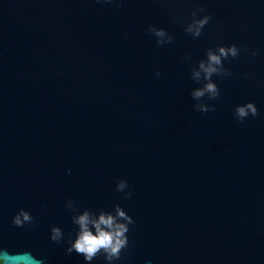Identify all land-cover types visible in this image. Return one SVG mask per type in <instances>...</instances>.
Masks as SVG:
<instances>
[{
	"label": "water",
	"instance_id": "1",
	"mask_svg": "<svg viewBox=\"0 0 264 264\" xmlns=\"http://www.w3.org/2000/svg\"><path fill=\"white\" fill-rule=\"evenodd\" d=\"M121 2L0 0V251L85 264L50 240L53 226L75 239L72 199L135 221L115 264H264V0ZM197 6L212 21L193 39L180 21ZM232 44L215 111L197 112L191 67ZM247 102L259 115L238 122ZM20 209L31 226L12 225Z\"/></svg>",
	"mask_w": 264,
	"mask_h": 264
},
{
	"label": "clouds",
	"instance_id": "2",
	"mask_svg": "<svg viewBox=\"0 0 264 264\" xmlns=\"http://www.w3.org/2000/svg\"><path fill=\"white\" fill-rule=\"evenodd\" d=\"M97 2L112 3L117 9L121 8V0H97ZM206 10L197 6L190 13V19H183L180 22L184 26V32L193 39L202 36L205 27L212 21L211 15L200 16ZM148 33L156 38L157 46L171 44L175 37L163 28H157L149 25ZM242 49L237 45L217 46L215 48L205 49V59L199 60L195 66L191 67V79L201 85L194 88L190 95L194 101L193 108L200 113L207 114L215 111V106L205 101H214L221 95L218 85L214 82L213 77L229 78L233 74L225 67V61L238 60ZM243 51L254 59L259 54L255 50L244 49ZM191 56H185V62L191 61ZM157 77L161 75L159 71L155 73ZM248 74H244V79ZM259 111L254 102H247L238 105L234 109V118L243 123L247 118H256ZM129 189L128 191H125ZM116 191L123 193V199H130L132 192L126 180L120 179L116 182ZM76 201L68 199L66 208L72 213L71 222L76 226L75 239L72 233L65 237L60 227L53 226L50 229V240L55 244H67L66 254L71 255L75 252L83 257L85 264L92 262L100 256H103L105 264H115L121 259V253L129 246L128 233L130 226L135 221L120 205H115L111 211L100 209L92 211L87 208L80 209L75 206ZM12 225L17 228L31 226L34 223V217L24 209H20L12 218ZM28 258L20 255H9L7 251H0V264H23V260Z\"/></svg>",
	"mask_w": 264,
	"mask_h": 264
}]
</instances>
